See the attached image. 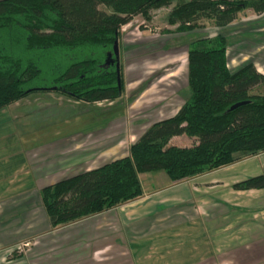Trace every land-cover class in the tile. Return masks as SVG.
I'll use <instances>...</instances> for the list:
<instances>
[{
	"label": "trees",
	"instance_id": "obj_1",
	"mask_svg": "<svg viewBox=\"0 0 264 264\" xmlns=\"http://www.w3.org/2000/svg\"><path fill=\"white\" fill-rule=\"evenodd\" d=\"M160 6H170L166 22L176 31H190L200 22L223 27L246 8L260 14L264 0H0V108L38 91L89 103L116 99L123 89L112 53L119 29ZM225 49L219 34L190 41L189 93L173 115L147 126L127 154L39 188L50 227L139 196V173L163 171L175 181L264 151V75L249 61L230 70ZM181 134L190 144L169 143ZM263 187L264 165L232 184Z\"/></svg>",
	"mask_w": 264,
	"mask_h": 264
},
{
	"label": "crops",
	"instance_id": "obj_2",
	"mask_svg": "<svg viewBox=\"0 0 264 264\" xmlns=\"http://www.w3.org/2000/svg\"><path fill=\"white\" fill-rule=\"evenodd\" d=\"M146 89L139 90L129 108L158 116L161 108L154 107L164 101L159 96L143 99ZM186 89L185 84L174 113L187 97ZM36 93L7 104L16 119L28 115L30 100L46 102L53 97L65 102L52 91ZM103 101L113 100L91 103ZM104 133L100 129L33 145L32 132L16 130L13 149L0 147V217L42 218L40 187L103 163L90 166L94 153H98L97 161L107 162L122 150L117 130ZM181 136L185 135L172 136L169 143ZM87 139L92 145L89 149L84 147ZM8 156L13 161L10 174L5 170ZM263 165L264 151L175 181L152 171L144 184V173H139V196L78 223L49 227L61 230L46 241V249L53 250L47 264H264V187L232 188L233 183L261 173ZM9 229L6 220L0 223V238Z\"/></svg>",
	"mask_w": 264,
	"mask_h": 264
},
{
	"label": "rangeland",
	"instance_id": "obj_3",
	"mask_svg": "<svg viewBox=\"0 0 264 264\" xmlns=\"http://www.w3.org/2000/svg\"><path fill=\"white\" fill-rule=\"evenodd\" d=\"M169 7L160 6L149 10L148 18L135 15L120 27L116 43L123 90L116 99L111 103H74L73 99L52 91L54 97L65 102H57L53 97L46 102L40 99L30 100V112L26 113L28 115L17 119L10 112L11 106L5 105L0 108V147L5 146L7 151L13 149L16 130H19L20 134H24L26 130L32 132V144L42 145L69 135L100 129L104 135V132L115 129L122 150L113 157L125 155L128 145L135 141L147 126L158 119L173 115L186 84V50L189 42L198 37L211 38L217 34L224 36L227 66L230 70L249 61L257 72L264 75V11L256 14L246 8L223 27L200 22L190 31H176V24L166 22ZM143 89H146L143 99L159 96L164 101L154 107L158 111L161 108L160 115L152 116L149 111L139 107L129 108L139 90ZM260 89L264 90V86ZM185 92L189 93L187 89ZM26 102L23 100L21 103ZM111 106L114 107L112 111L109 110ZM168 108L172 109L170 113L166 110ZM176 141L174 144L179 146H186L191 142L186 136H181ZM90 146L92 145L87 139L84 147L89 149ZM97 155L98 153H94L93 157L97 158ZM94 158L90 160V166L106 162ZM104 159H109V156ZM12 166L13 161L8 156L5 164L7 174L13 171ZM160 173L165 175L163 171ZM152 175L151 172L142 175L144 184L147 182L146 178ZM38 210L43 215L42 218L37 216L7 219L6 214L0 217L1 224L6 220L7 227L12 228L5 233V238H0V264H47V259L51 258L47 255L53 250L46 249V241H51V235H57L61 228L50 229L40 206ZM79 221L80 219L55 228Z\"/></svg>",
	"mask_w": 264,
	"mask_h": 264
},
{
	"label": "water",
	"instance_id": "obj_4",
	"mask_svg": "<svg viewBox=\"0 0 264 264\" xmlns=\"http://www.w3.org/2000/svg\"><path fill=\"white\" fill-rule=\"evenodd\" d=\"M112 53L114 55V58L117 59L118 52H117V43H116V40L113 42V45H112ZM115 67L117 68V63L115 64ZM238 104H240V103L233 104L231 106V108L234 107V106H236V105H238Z\"/></svg>",
	"mask_w": 264,
	"mask_h": 264
}]
</instances>
